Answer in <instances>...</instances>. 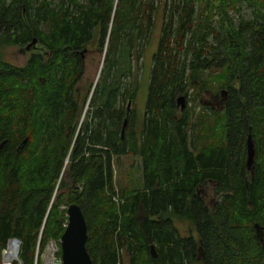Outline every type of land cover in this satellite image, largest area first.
I'll return each mask as SVG.
<instances>
[{
    "label": "trees",
    "instance_id": "trees-1",
    "mask_svg": "<svg viewBox=\"0 0 264 264\" xmlns=\"http://www.w3.org/2000/svg\"><path fill=\"white\" fill-rule=\"evenodd\" d=\"M243 1L252 15L236 20ZM159 14L139 121L132 53L142 58ZM34 40L25 67L3 60L4 46L26 52ZM107 47L83 118L84 56ZM194 83L196 97H222L218 113L201 103L212 125L201 114L189 124ZM132 156L143 185L119 194L115 171ZM72 204L94 264H264V0H0V264L13 238L21 264L52 241L61 249ZM173 218L196 236L179 235Z\"/></svg>",
    "mask_w": 264,
    "mask_h": 264
},
{
    "label": "rangeland",
    "instance_id": "rangeland-1",
    "mask_svg": "<svg viewBox=\"0 0 264 264\" xmlns=\"http://www.w3.org/2000/svg\"><path fill=\"white\" fill-rule=\"evenodd\" d=\"M242 8L239 14H235L234 18L237 20L240 16L244 18H250L252 15L251 8L246 4V2H241ZM162 15L159 14L157 18L156 27L153 30L152 38L148 42H144L139 46V52L144 50L142 58H137L136 50L132 53L133 67H134V75L131 80L138 87L137 100L135 104V112L137 119L142 121L145 118V111L149 93V85H150V76L153 68V56L156 53L159 45L161 29H162ZM107 49L102 52L99 49H91L90 52L86 53L84 56L85 66H86V74L83 81L80 83L79 88L81 90L82 98L87 96V101L85 103V109L83 112V118H85L90 110L91 105V96L93 94L95 85L99 82L103 69L105 67ZM32 55V52H24L17 46H4L3 48V60L13 66L22 68L25 67ZM207 72L201 77H205ZM195 84V83H194ZM200 86L192 85L191 88L188 89V103L187 106L189 108V124L193 126L194 123H198L197 117L198 114L203 117L209 118L211 124L213 123L214 116L210 113V111H206L203 109V105H209L216 110V113L220 111V105H215L212 102L210 94L203 93L200 98L196 97L199 93ZM203 105H202V104ZM212 110V109H211ZM211 114V115H210ZM190 136H188V140H191L192 131H189ZM211 141V140H210ZM143 165L140 157H127L123 159L122 168L115 171L114 176V186L116 191L120 194L122 190H139L143 185ZM212 186H208L206 189V194L211 198ZM123 203L127 200L126 198L117 197ZM122 203V204H123ZM121 205V202L120 204ZM65 208V207H64ZM144 214H140L141 219ZM173 222L175 227L177 228L179 235L183 237L187 236H196L192 226L190 223L184 220H180L178 218H173ZM61 249L55 241L49 243V245L38 253V258L36 264H61ZM2 261L4 262V257L2 253ZM19 263L20 262H14ZM13 263V264H14ZM194 264H199L195 262Z\"/></svg>",
    "mask_w": 264,
    "mask_h": 264
},
{
    "label": "water",
    "instance_id": "water-1",
    "mask_svg": "<svg viewBox=\"0 0 264 264\" xmlns=\"http://www.w3.org/2000/svg\"><path fill=\"white\" fill-rule=\"evenodd\" d=\"M33 48H37V40L29 44L25 51L29 52ZM178 112L181 114L185 109V99L177 96L175 99ZM131 108L129 103L128 110ZM126 125V122H125ZM26 143V141H25ZM255 160V147L251 135L247 139L246 163L252 171ZM256 228L263 232L264 228L256 225ZM88 241L87 223L81 207L78 204H72L68 207V224L64 234L61 237V263L62 264H94L86 244ZM154 257H157L154 246L151 247Z\"/></svg>",
    "mask_w": 264,
    "mask_h": 264
},
{
    "label": "built area",
    "instance_id": "built-area-1",
    "mask_svg": "<svg viewBox=\"0 0 264 264\" xmlns=\"http://www.w3.org/2000/svg\"><path fill=\"white\" fill-rule=\"evenodd\" d=\"M115 200L118 202V199H115ZM15 245H16V247H15ZM11 246H13V248H15V249L17 248V252L15 254V257L13 258V256H12L10 258L11 261L9 263H5V264H13L14 262H20L19 253H20L21 241L16 239V238H13L8 242L7 247L3 250V257H5L7 254H9V252H11ZM14 252H15V250H14ZM13 253H11V254L13 255Z\"/></svg>",
    "mask_w": 264,
    "mask_h": 264
},
{
    "label": "flooded vegetation",
    "instance_id": "flooded-vegetation-1",
    "mask_svg": "<svg viewBox=\"0 0 264 264\" xmlns=\"http://www.w3.org/2000/svg\"><path fill=\"white\" fill-rule=\"evenodd\" d=\"M211 99H212V102L217 106V105H220V108L222 107V97L221 95H216V96H211ZM211 107V106H210ZM212 108V107H211ZM219 108V109H220ZM213 109V108H212ZM249 136V135H248ZM248 139V137H247ZM246 151H247V141H246ZM255 161V160H254ZM245 167H246V170L249 172L250 171V168L247 166V163L245 161Z\"/></svg>",
    "mask_w": 264,
    "mask_h": 264
},
{
    "label": "bare ground",
    "instance_id": "bare-ground-1",
    "mask_svg": "<svg viewBox=\"0 0 264 264\" xmlns=\"http://www.w3.org/2000/svg\"><path fill=\"white\" fill-rule=\"evenodd\" d=\"M15 247H16V245H15ZM14 250H15V252H14ZM16 252H17V248L15 249V248H13V246H11V252H9V254H7V256H6V263H9L11 261L10 258L12 256H13V258L15 257ZM11 253H13V255ZM4 259H5V257H4Z\"/></svg>",
    "mask_w": 264,
    "mask_h": 264
}]
</instances>
